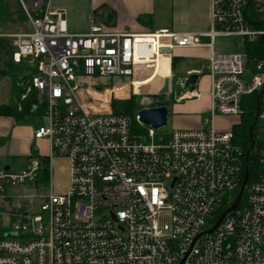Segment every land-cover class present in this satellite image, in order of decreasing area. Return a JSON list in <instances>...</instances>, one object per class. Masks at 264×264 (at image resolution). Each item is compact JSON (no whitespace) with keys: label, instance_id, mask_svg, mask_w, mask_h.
<instances>
[{"label":"built area","instance_id":"obj_1","mask_svg":"<svg viewBox=\"0 0 264 264\" xmlns=\"http://www.w3.org/2000/svg\"><path fill=\"white\" fill-rule=\"evenodd\" d=\"M18 3L33 30L7 36L14 62L36 69L21 98L35 89L34 108L45 107L33 137L48 153L0 165V264H264V0H211L204 32L94 25L82 34L49 0ZM218 37L240 40V50L216 51ZM203 45L211 107L201 127L138 133L125 114L90 112L82 79L109 77L131 92L137 66L156 67L162 49ZM254 96L257 133L245 146L233 128ZM216 116L235 120L219 129ZM56 159L67 160L61 190ZM246 172L239 204L210 231Z\"/></svg>","mask_w":264,"mask_h":264},{"label":"crops","instance_id":"obj_2","mask_svg":"<svg viewBox=\"0 0 264 264\" xmlns=\"http://www.w3.org/2000/svg\"><path fill=\"white\" fill-rule=\"evenodd\" d=\"M49 1L53 11L59 10L64 13L68 31L75 34L87 33L94 25H101L109 31H131L134 33L159 31L162 29L177 32H204L208 31L211 26V0ZM10 12L16 14L17 17H15V20L2 25L3 33H0V36L8 37L7 35L10 33L25 31L14 30L13 28L12 31L7 30L11 24L15 25L21 21L19 18L20 11H16V13L13 11ZM203 40L205 43L209 42V38L207 37ZM214 49L218 51L216 40ZM211 51L212 48L210 45L174 47L170 50V53L165 52L159 55L156 63L157 65L155 64L156 67L146 65L137 66L135 77L141 78H134L136 80V92H140V87L141 89L145 88L149 90L151 88L150 82L155 78L159 79L162 77L163 83L166 77L170 78V92L164 96L169 102L168 105H166L167 107L171 102L173 103V129L189 130L199 128L203 125V117L209 113L211 107L209 94L211 77L208 72V63ZM192 73H198L199 79L196 83V88L190 91L189 88L184 89L183 85L186 77ZM93 80L97 81L96 79ZM163 83H161V87ZM161 87H159V90ZM159 90L157 94H159ZM125 98L127 97L122 96L118 99ZM10 101L11 99L1 104H6ZM26 117L19 120L13 116L0 115V165L10 166V164L3 162L1 159L3 155L2 151L5 152L7 150L16 155L24 156L19 166L16 167L17 169L27 163L32 153L31 142L34 139V129L23 121ZM234 120V117L229 116L215 117V123L219 129L230 128ZM40 140L46 141L45 139ZM46 143L47 151H40L42 154L48 153V142L46 141ZM59 162L64 164L62 167L66 170L63 179H61V181H63V183H60L61 185L56 181V167L61 165L58 164ZM54 165L55 183L58 190H61L68 182L67 160L56 159Z\"/></svg>","mask_w":264,"mask_h":264},{"label":"rangeland","instance_id":"obj_3","mask_svg":"<svg viewBox=\"0 0 264 264\" xmlns=\"http://www.w3.org/2000/svg\"><path fill=\"white\" fill-rule=\"evenodd\" d=\"M4 4L8 7L10 11H13L16 13V11H20L21 7L17 0H3ZM15 17H17L16 14H13L12 19L15 20ZM19 20V18H18ZM12 25V24H11ZM8 27L7 30L12 31L14 30H25V31H31L33 30L29 20L27 18H21V21L13 24L12 26ZM4 28V27H3ZM13 28V29H12ZM2 30V29H1ZM3 31V30H2ZM240 40H237L235 38L231 37H218L216 39V47L218 51L220 52H234L240 50L239 48ZM4 66L2 62H0V67ZM145 75V74H144ZM134 78H141V77H134ZM161 83H163L162 77L159 79H154L150 82L151 88L149 90H146L145 88L140 89V92H136L135 90L129 91L128 86L124 84L121 81H117L116 79H112L109 77H103L101 79H98L97 81H94L91 78H85L83 79V85L86 87V90L84 93H82V96L88 100L89 110L91 113H110L114 111L115 101L118 100L116 97L119 93L128 94L127 98L125 100L129 99L131 95L134 93L135 95H138L137 98L138 101L142 103L144 106H151L154 102H156L155 94H157V91L159 90V87H161ZM11 78L5 75H0V104L8 102L11 99ZM167 95V94H164ZM140 98V99H139ZM252 99L254 97H251ZM124 100V101H125ZM114 102V103H113ZM173 103L171 102L168 106V115H167V124L164 127H161L159 131L166 132L170 129H173V116L174 111L172 108ZM116 108V107H115ZM249 108H247V111ZM139 111V110H138ZM138 111L134 113V115H127L131 121V123L134 126V129L138 133H147L151 125L141 123L137 120V114ZM27 123L28 126H31L32 129H35L39 126H43L47 124V119L43 115H29L26 117L25 120H23ZM238 126H236L237 128ZM237 130L240 134L241 127H238ZM257 131V130H256ZM260 139H264V135L260 136ZM237 140L240 142L242 138L237 137ZM241 143V142H240ZM39 151L46 152L47 151V143L44 140H36L35 138L31 142V150L32 151ZM3 155L1 157L3 162H6L7 164H10L12 167L16 168L19 166L20 162L22 161V158L24 156L22 155H16L15 153L7 151H2ZM56 167V181L59 185L60 183H63L61 179H63V175L65 174V168L62 167L64 164L62 162H59ZM17 192V189H15ZM21 192V189H19ZM12 192H14V189H12ZM23 192H27V190H23Z\"/></svg>","mask_w":264,"mask_h":264},{"label":"trees","instance_id":"obj_4","mask_svg":"<svg viewBox=\"0 0 264 264\" xmlns=\"http://www.w3.org/2000/svg\"><path fill=\"white\" fill-rule=\"evenodd\" d=\"M13 14L10 12L8 7L4 4L3 0H0V33H3L2 25L13 21ZM19 18H27L24 11L21 9L19 12ZM14 47L11 43V38L0 36V62L4 66L0 67V75H5L11 78L12 81V98L9 103L0 105V115L13 116L16 119H24L26 116L31 114H43L45 111L44 105H39L38 109L34 106L39 103L38 94L35 89H32L25 99H22V95L26 92V88L29 85L30 80L36 73V69L30 66L27 62L22 61L20 63L14 62L13 60ZM174 63V62H173ZM156 102L151 106L168 105V100L165 99L164 95L155 94ZM138 95L134 93L127 100L118 99L115 101L114 112L122 113L125 115H134V113L143 107L141 101H138ZM140 99V98H139ZM254 103L249 107V110L245 115L241 117V122L236 125L241 127L240 134L234 126V132L237 137L242 138L240 142L245 146L251 143V128L254 130V136L257 133V96H254ZM125 100V101H124ZM116 107V108H115ZM253 167L251 163V168Z\"/></svg>","mask_w":264,"mask_h":264},{"label":"water","instance_id":"obj_5","mask_svg":"<svg viewBox=\"0 0 264 264\" xmlns=\"http://www.w3.org/2000/svg\"><path fill=\"white\" fill-rule=\"evenodd\" d=\"M161 51L170 53V49H162ZM198 79H199L198 73H192V74L188 75L184 81L183 88L184 89L189 88L190 91H193L196 88V83H197ZM169 92H170V78L166 77L164 79L163 86L161 87V89L159 90L158 93L161 95H164V94H168ZM137 115L139 117L140 122H142L144 124H150L153 128L159 129L161 127H164L167 124L168 107L166 105L154 106V107H145V108L140 109L138 111ZM251 137H253V128H251ZM6 168L8 169L9 166H6ZM247 177H248V172H246V174H245V179H244V182L242 184L241 190L239 191L238 195L236 196L234 202L232 203V205L230 207L227 208V210L220 217V219L218 220L216 225L212 229H210V231H213L216 228V226L221 222V220L224 218V216L227 214V212H229V211H231L237 207V205L239 204V202L241 200L243 190H244V186H245L246 181H247Z\"/></svg>","mask_w":264,"mask_h":264}]
</instances>
